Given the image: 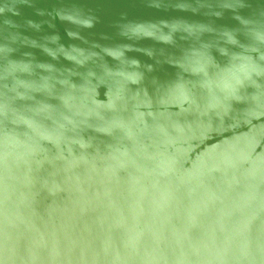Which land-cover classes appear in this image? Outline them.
Instances as JSON below:
<instances>
[{"label": "water", "instance_id": "obj_1", "mask_svg": "<svg viewBox=\"0 0 264 264\" xmlns=\"http://www.w3.org/2000/svg\"><path fill=\"white\" fill-rule=\"evenodd\" d=\"M0 264H264V0H0Z\"/></svg>", "mask_w": 264, "mask_h": 264}]
</instances>
